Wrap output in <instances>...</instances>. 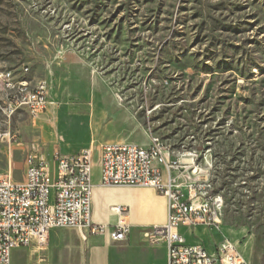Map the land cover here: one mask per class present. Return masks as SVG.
Returning a JSON list of instances; mask_svg holds the SVG:
<instances>
[{
    "label": "rangeland",
    "instance_id": "obj_1",
    "mask_svg": "<svg viewBox=\"0 0 264 264\" xmlns=\"http://www.w3.org/2000/svg\"><path fill=\"white\" fill-rule=\"evenodd\" d=\"M0 72L46 80L54 103L8 118L0 85V175L21 182L26 156L82 148L95 174L103 144L157 137L194 160L183 175L209 181L264 264V0H0ZM74 232L11 263L74 264Z\"/></svg>",
    "mask_w": 264,
    "mask_h": 264
},
{
    "label": "built area",
    "instance_id": "obj_2",
    "mask_svg": "<svg viewBox=\"0 0 264 264\" xmlns=\"http://www.w3.org/2000/svg\"><path fill=\"white\" fill-rule=\"evenodd\" d=\"M22 71L26 73L28 69ZM0 85L6 98L2 112L8 118L22 110L35 119L54 107L46 80L14 81L10 72H0ZM193 163L191 158L173 161L157 137L149 138L144 147L104 144L98 157L100 185L150 188L167 199L165 225L142 232L148 240L164 242L165 264H247L227 240L217 245L214 255L184 243L179 233L181 226L199 223L212 228L223 221L222 197L212 191L201 173L194 169L184 184L178 183ZM180 164L184 165L182 173L178 171ZM92 171V149L84 148L75 154L55 152L51 164L40 155L26 156L21 182L13 181L10 172L0 175V264H11L15 250L41 249L49 233L57 229L107 235L115 242L126 240L129 226L124 220V207L113 209L117 217L113 226L97 225L91 220Z\"/></svg>",
    "mask_w": 264,
    "mask_h": 264
},
{
    "label": "crops",
    "instance_id": "obj_3",
    "mask_svg": "<svg viewBox=\"0 0 264 264\" xmlns=\"http://www.w3.org/2000/svg\"><path fill=\"white\" fill-rule=\"evenodd\" d=\"M105 144L135 143L112 141ZM55 152L74 154L61 149ZM52 155L46 159L50 164L52 163ZM189 177H191L190 174H182L178 183L184 184ZM117 206H122L127 210L124 217L129 226L126 240L115 242L107 235H87L86 231L76 229L77 232L73 233L74 238L70 243V245L77 248L78 253V260L74 264H165L167 248L164 242L148 240L143 237L142 232L149 227L165 225L168 215L167 199L150 188L103 187L100 185L99 167L95 174L93 169L92 222L97 225L113 226L117 221L113 209ZM179 233L186 245L200 246L209 255H214L217 245L227 240L234 246L245 263H254V238L245 226L234 227L222 222L211 228L197 223L181 226ZM83 234H85V237H83ZM51 237L55 242L54 233ZM30 248L39 250L35 247ZM20 250H15L13 253L21 252Z\"/></svg>",
    "mask_w": 264,
    "mask_h": 264
}]
</instances>
